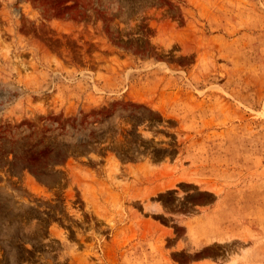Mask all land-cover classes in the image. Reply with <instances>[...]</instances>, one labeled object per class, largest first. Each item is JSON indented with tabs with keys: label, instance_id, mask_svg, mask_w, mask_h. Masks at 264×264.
I'll list each match as a JSON object with an SVG mask.
<instances>
[{
	"label": "rangeland",
	"instance_id": "374dc122",
	"mask_svg": "<svg viewBox=\"0 0 264 264\" xmlns=\"http://www.w3.org/2000/svg\"><path fill=\"white\" fill-rule=\"evenodd\" d=\"M0 264H264V0H0Z\"/></svg>",
	"mask_w": 264,
	"mask_h": 264
}]
</instances>
